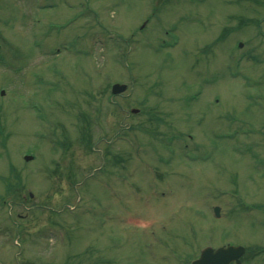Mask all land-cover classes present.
<instances>
[{
	"label": "rangeland",
	"instance_id": "rangeland-1",
	"mask_svg": "<svg viewBox=\"0 0 264 264\" xmlns=\"http://www.w3.org/2000/svg\"><path fill=\"white\" fill-rule=\"evenodd\" d=\"M227 243L264 264V0H0V264Z\"/></svg>",
	"mask_w": 264,
	"mask_h": 264
},
{
	"label": "water",
	"instance_id": "water-1",
	"mask_svg": "<svg viewBox=\"0 0 264 264\" xmlns=\"http://www.w3.org/2000/svg\"><path fill=\"white\" fill-rule=\"evenodd\" d=\"M126 88V84H115L114 91H120ZM137 111V109H133ZM219 207L216 208L219 214ZM245 247L242 245L228 244L214 248L212 246L205 247L200 257L193 260L192 264H230L233 260L240 262V256L244 253Z\"/></svg>",
	"mask_w": 264,
	"mask_h": 264
}]
</instances>
